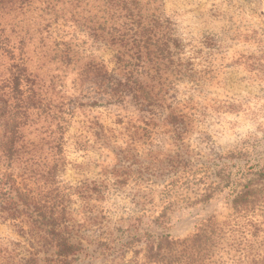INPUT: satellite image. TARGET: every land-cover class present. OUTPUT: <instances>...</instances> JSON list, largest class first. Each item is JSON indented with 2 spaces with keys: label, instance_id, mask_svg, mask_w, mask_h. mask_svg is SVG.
I'll use <instances>...</instances> for the list:
<instances>
[{
  "label": "rangeland",
  "instance_id": "rangeland-1",
  "mask_svg": "<svg viewBox=\"0 0 264 264\" xmlns=\"http://www.w3.org/2000/svg\"><path fill=\"white\" fill-rule=\"evenodd\" d=\"M153 6L174 22L199 82L178 81L173 107L150 115L133 102L79 104L86 98L77 67L71 66L59 76L74 102L62 134L63 152L32 162L36 172L52 168L48 179L36 175L37 185L30 182L39 200L64 206L73 240L87 247L89 253L73 264H131L142 243L124 248L123 255L118 248L145 231L188 236L199 220L228 211L226 192L194 203L214 180L206 169L209 157L237 152L256 161L264 156V0H153ZM51 32L72 43L80 62L96 58L113 68V52L84 31L60 21ZM171 113L186 117L183 140L176 138ZM180 154L192 164L184 166ZM13 170L18 173V166ZM162 212L167 230L154 222ZM28 230L23 219L0 217V264L11 262L13 254H29Z\"/></svg>",
  "mask_w": 264,
  "mask_h": 264
},
{
  "label": "trees",
  "instance_id": "trees-1",
  "mask_svg": "<svg viewBox=\"0 0 264 264\" xmlns=\"http://www.w3.org/2000/svg\"><path fill=\"white\" fill-rule=\"evenodd\" d=\"M156 10L153 0H0V217L23 219L32 243L29 254H13L7 264H73L89 253L82 240H73L66 208L39 200L30 185H37L36 175L48 179L52 170L36 172L32 162L63 152L62 134L74 102L59 76L77 67L80 94L86 98L79 104L133 102L150 115L173 107L178 81L199 82L174 22ZM60 21L111 50L113 68L96 58L80 62L71 42L52 36V26ZM168 118L176 138L183 140L184 114ZM244 155L210 156L206 169L214 180L194 201L208 203L226 192L227 213L204 217L186 237L169 231L135 234L121 242L119 252L138 241L142 248L131 264H264V156L252 161ZM181 159L186 167L192 161ZM154 222L169 228L165 212Z\"/></svg>",
  "mask_w": 264,
  "mask_h": 264
}]
</instances>
